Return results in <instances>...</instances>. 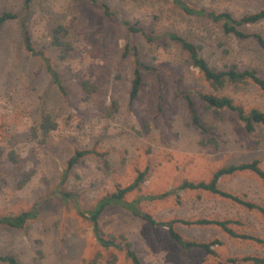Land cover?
<instances>
[{
    "label": "rangeland",
    "instance_id": "374dc122",
    "mask_svg": "<svg viewBox=\"0 0 264 264\" xmlns=\"http://www.w3.org/2000/svg\"><path fill=\"white\" fill-rule=\"evenodd\" d=\"M22 1L0 0V13L18 11ZM103 1L159 36L147 42L136 35L135 41L143 60L159 70L162 111L157 104L155 73L144 74L137 97L129 103L133 73L130 59L121 56L127 38L122 26L85 0H33L28 20L33 41L53 58L67 96L59 93L40 60L24 50L17 24L5 23L0 30V215L28 209L40 195L52 196L68 158L76 149H92L96 153L74 167L66 184L68 190L80 193L85 208L129 184L147 168L144 182L126 194L125 201L140 199L141 211L159 221L175 220V229L185 238L220 240L214 249L222 258H264V217L256 210L203 190L143 199L171 190L183 180H208L222 166L256 159L264 170V125L257 124L247 133L235 112L223 109L215 113L195 98L203 120L214 128L216 146L202 141L209 136L191 124L183 100L175 95L174 77L166 70L180 76L179 89L210 88L187 53L162 34L173 30L201 44V53L212 66L236 63L240 68H256L263 77L264 51L252 39L223 33L218 23L180 12L169 0ZM187 1L235 17L264 8V0ZM57 24L65 25V38L73 46L63 61L50 45L51 30ZM244 31L258 32L264 38V19L248 24ZM84 80L94 86L92 93L81 89ZM220 93L232 97L245 112L251 108L264 111V90L252 82L228 85ZM45 115L57 126L42 135L38 124ZM219 187L264 207V182L251 171L223 176ZM199 218L231 220L228 225L237 234L260 241L232 237L214 225L179 221ZM100 224L107 235L127 238L141 264H218L200 248L192 249L188 258L165 227L151 226L123 206H108ZM0 253L13 255L20 264H105L110 254L116 256V264H131L122 252L104 250L95 241L89 221L55 198L23 229L0 226Z\"/></svg>",
    "mask_w": 264,
    "mask_h": 264
},
{
    "label": "trees",
    "instance_id": "16d2710c",
    "mask_svg": "<svg viewBox=\"0 0 264 264\" xmlns=\"http://www.w3.org/2000/svg\"><path fill=\"white\" fill-rule=\"evenodd\" d=\"M86 3L100 10L103 15L110 21L118 23L123 27L127 34L125 44L122 48L121 56L128 57L132 64V80L129 91V103L131 104L137 97L141 86L143 85V76L148 73L157 74V81L159 87L158 94V109L162 111L160 104V91L161 81L158 75V68L152 64L143 60L140 48L135 41V36H139L147 42H154L159 38L153 30L148 29L144 25L137 21H131L121 13L120 10L112 8L106 1L103 0H85ZM174 7L180 12L192 16L194 18L205 19L210 22L218 23L222 29V32L234 36L237 39H252L257 46L264 51V38L258 32L244 31V27L248 24H255L264 19V8L259 9L253 13L244 14L235 17L228 11H214L205 7H198L190 4L187 0H169ZM33 0H23L22 7L18 11L3 10L0 13V30L2 26L10 21H14L19 29L20 40L24 50L31 56L37 57L44 70L48 74L50 81L56 86L59 93L62 96H67V90L64 82L61 78L59 69L53 58L43 48H38L32 38V34L29 28V16L32 10ZM67 28L65 25L57 24L52 28L50 34V45L56 51L57 59L63 61L68 58L73 50V46L69 40L65 38L67 34ZM162 37L167 38L169 41L178 44L183 49L192 64L198 72L201 74L204 82L210 88V91H206L199 87H186L179 89V83L181 81L180 76L172 71L166 70L168 74L174 77L175 83V95L181 98L185 104V107L190 115L191 124L199 130V132L206 136V141L202 140L205 144L210 143L216 146V142L213 136V129L208 126L203 117L201 116L195 98L203 103L205 109H211L215 113H219L223 109H228L235 112L237 118L243 123L244 129L247 133L254 131L257 124L264 125V111L258 108H251L248 112H245L243 107L234 102V99L228 95L221 94L220 91L224 90L228 85H238L247 82H252L260 89L264 90V77L254 67L240 68L236 63L224 64L223 67L218 68L212 66L207 59L202 55V45L191 41L189 38L173 31L167 30L162 34ZM223 51H227L224 49ZM81 89L84 93L90 94L94 91V86L87 80L81 82ZM113 110H110L112 113ZM57 123L52 119L50 115L42 117L38 124V128L42 135H47L51 130L55 129ZM94 150L89 149H76L74 153L66 161L65 167L62 170L61 175L58 178L57 183L53 187L52 196L49 194L38 196L35 201L30 205L28 209L22 210L18 213H8L0 215V226L21 230L30 221L36 220L41 213V208L45 203L53 198L60 200L65 205H69L73 210L82 218L89 221L91 225L92 235L95 241L104 249L122 252L125 257L131 262V264H141L140 258L136 251L132 248V243L124 236L107 235L101 227L100 218L105 209L110 205L123 206L130 212L141 217L148 222L151 226H162L167 229L168 236L177 245H179L186 256L190 257V251L194 248H200L206 253L211 254L218 261V264H244L245 262H253L254 264H264V258L244 255L240 257H220L214 246L220 245L222 242L218 239L202 242L197 240H191L183 237L174 227L175 220L159 221L149 213L143 212L138 208V202L140 199L133 201H125V196L131 191H134L140 187L144 182L148 169L145 168L139 171L133 181L125 186H118L115 191L102 196L91 208H85L81 202L80 193L72 190H68L66 187L67 181L72 175L74 167L87 155L95 154ZM12 160L16 162V158L12 157ZM239 171H251L255 173L264 182V170L259 166L258 160L254 159L249 162H240L237 164H231L218 168L208 180L189 181L183 180L177 187L171 190L164 191L155 195H148L143 199H162L169 195H177L180 191L184 190H203L210 193L219 195L224 198H228L242 206L253 209L261 213L264 217V207L255 202L244 200L239 196L222 190L219 187V180L223 176L231 175ZM28 175H25L24 183L28 180ZM184 224H197V225H214L228 233L232 237H239L244 239L257 240L254 236L248 234H237L229 227L231 220H220L215 218H199L196 220H179ZM0 262L7 264H20L16 257L9 254L0 253ZM95 263V261H94ZM105 264H116V256L110 254V257L105 261Z\"/></svg>",
    "mask_w": 264,
    "mask_h": 264
}]
</instances>
